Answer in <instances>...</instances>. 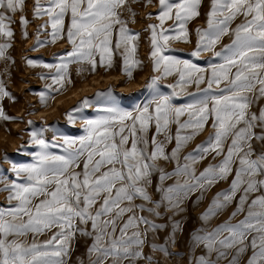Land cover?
Returning a JSON list of instances; mask_svg holds the SVG:
<instances>
[{
  "label": "snow or ice",
  "instance_id": "1",
  "mask_svg": "<svg viewBox=\"0 0 264 264\" xmlns=\"http://www.w3.org/2000/svg\"><path fill=\"white\" fill-rule=\"evenodd\" d=\"M141 2L153 0H34V17H47L37 33L48 39L38 38L32 50L70 46L43 63L50 71L41 78L52 83L40 100L64 87L71 64L95 72L111 68L119 53L132 77L140 64V34L129 24L133 3ZM157 2L158 11L146 17L155 15L157 23L146 29L156 75L145 85V102L133 110L105 107L99 118L86 119L78 139L50 141L44 129L33 131L34 162L14 163V175L0 177V191L8 193L0 203V264H70L79 238L90 243L78 264H160L144 249L178 255L168 244L183 230L188 202L198 205L230 177L201 214L202 226L189 234V264H241L249 250L247 264H264V106L253 110L264 101V0H209L207 27L196 30L189 59L172 55L171 44L191 43L188 25L201 15L204 0ZM25 10L26 0H0V37L14 36L13 16ZM19 23L27 38L30 21L22 14ZM225 36L231 42L218 48ZM8 46L0 43V57ZM204 52L210 56L199 66ZM27 62L40 66L33 58ZM169 78L170 91H164L161 81ZM190 88L196 91L185 94ZM7 95L0 83V96ZM81 105L67 113L69 120ZM208 129L207 138L185 153ZM209 157L212 162L198 169ZM233 203L228 219L209 229ZM169 228L166 242L157 244V234Z\"/></svg>",
  "mask_w": 264,
  "mask_h": 264
},
{
  "label": "rangeland",
  "instance_id": "2",
  "mask_svg": "<svg viewBox=\"0 0 264 264\" xmlns=\"http://www.w3.org/2000/svg\"><path fill=\"white\" fill-rule=\"evenodd\" d=\"M208 2L209 0H204L201 15L188 25L191 43L173 42L171 48L175 51L171 53L172 55L183 59L190 58L187 54L194 49L197 40L196 30L207 27ZM33 4L34 0H26L25 12L17 11L14 14L15 23L10 25L14 36L12 38L0 37V43L9 45L5 49L4 57H0V83H3L8 92L7 96H0V112L3 113L0 116V177L5 180L14 175L12 172L14 163L19 166L34 162L35 153L39 149L30 138L33 131L44 129L42 135L50 141L62 142L64 135L78 139L85 134L83 129L86 119L99 118L104 114L103 109L105 107L119 106L125 110H133L143 104L148 98L145 85L150 77L156 75L150 59V34L146 29L149 24L157 23V19L155 15L147 19L146 17L148 13L155 14L158 11V2L153 0L149 4L133 3L132 7L136 16L129 27L140 34L136 54L140 64L133 70V76L128 77L124 73L123 61L119 53L114 55L111 68L98 66L95 72H91L87 65L81 70L80 65L71 64L69 66L70 79L65 82L64 87L57 94L48 98L46 102H42L40 100L41 91L52 83L51 80L41 78L42 75H46L50 71L42 65L44 62L53 63L56 54L66 49L70 50V46L67 42H62L32 50L38 38L48 39L47 35L37 33L38 27L44 23L47 17L44 19L35 18ZM22 14L30 21L26 29L27 38L23 35L24 26L19 23ZM168 23L171 24V21ZM230 42L231 37L225 36L218 48ZM209 56L208 52H204L195 62L199 66H206L205 62ZM28 58H33V63L40 64V66H30L27 62ZM169 82L170 78L161 81L164 86L162 90L170 91L166 87ZM195 91V88H190L186 90L185 94ZM85 98H90L87 107L81 105ZM77 105H81L80 109L75 114L74 120H69L67 113ZM260 106H264V101H260L253 110L258 111ZM210 131L211 129H208L203 134L198 135L184 149V152L192 151L196 145L207 138ZM52 151L57 150L52 149ZM209 162H212L211 157L197 165V168L202 169ZM171 167L172 165H168L169 169ZM230 180L231 177L228 182H221L214 187L198 205L192 201L188 202L186 211L182 214L183 230L176 234L174 243L168 244L170 251L178 253V255L168 256L166 253L153 252L148 247L144 251L159 259L160 264H189L191 258L189 234L202 226L203 222L199 219L201 214L208 208L214 194L229 186ZM7 195V192L0 191V203H6ZM234 209L235 203L217 218L212 219L207 227L211 229L226 221ZM179 218L177 217V219ZM240 218L242 217H237V219ZM158 222L163 223L165 221ZM170 231L169 228L159 232L155 242L157 244L166 242ZM88 243L90 241L85 242L83 238L72 242L70 264H78V260L84 258ZM200 254H202V250L198 248L196 255ZM251 255V250L245 253L240 258L241 264H247ZM221 264H227V261H221Z\"/></svg>",
  "mask_w": 264,
  "mask_h": 264
}]
</instances>
